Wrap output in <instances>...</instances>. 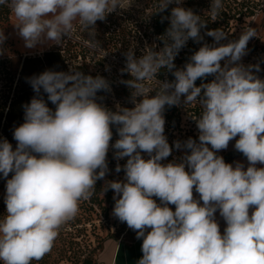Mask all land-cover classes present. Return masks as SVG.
<instances>
[{
	"label": "clouds",
	"instance_id": "obj_1",
	"mask_svg": "<svg viewBox=\"0 0 264 264\" xmlns=\"http://www.w3.org/2000/svg\"><path fill=\"white\" fill-rule=\"evenodd\" d=\"M173 2L181 4L157 0L156 11ZM0 5L11 10L18 35L32 49L71 37L77 20L90 29L121 8L122 0H0ZM223 8V0H212L211 18ZM205 27L206 21L191 9L176 6L160 51L148 49L140 58L131 49L126 53L122 71L131 79L122 82L132 89L131 109L111 111L97 103L99 91H111L101 76L47 70L27 78L36 96L23 106L24 123L13 133L17 145L13 149L0 140V173L6 179L13 173L6 183V215L0 219L2 264H32L52 251L61 227L75 219L81 202L94 195L96 182L109 171L112 125L119 136L111 145L114 158H127L126 182H106L104 191L114 190L113 216L143 239L138 264H264V167H256L264 165V80L253 72L260 70L258 64L238 63L256 29L248 27L226 44H220L227 39L223 29L206 32L219 46L200 47L183 69L172 73L173 82L156 80L161 68H175L174 58L189 39H203ZM6 39L0 30V46ZM209 75L215 77L212 82L196 86L198 78ZM41 89L56 105L54 111ZM182 96L186 105L198 103L202 109L196 118L199 143L192 138L174 142L190 154L165 165L161 161L172 148L164 135L163 113L165 105H178ZM136 97L143 99L137 103ZM237 136L235 149L247 158L246 170L216 154ZM115 170L121 171L119 163ZM217 210L227 225L223 234Z\"/></svg>",
	"mask_w": 264,
	"mask_h": 264
},
{
	"label": "rangeland",
	"instance_id": "obj_2",
	"mask_svg": "<svg viewBox=\"0 0 264 264\" xmlns=\"http://www.w3.org/2000/svg\"><path fill=\"white\" fill-rule=\"evenodd\" d=\"M211 2L212 0H181L180 5L173 2L174 7L181 6L191 9L194 14L206 21V27L200 32L203 39L199 42L189 39L180 51L191 58L204 44L219 46L213 37L206 35V32L211 30L223 29L227 34V39L220 41V44H226L229 41L238 40L241 33L248 27L255 28L257 36L250 38L246 54L238 63L244 66L258 64L260 70L257 72L253 69V72L258 78L264 80V0H223L224 8L215 20L211 18L209 12ZM151 3L150 0H122L121 8L107 14L114 18L112 22H109V25L98 20L90 29H84L77 20L74 22L71 37H63L60 44L48 42L32 49L26 48L23 38L18 35V30L14 27L15 17L11 10L9 9L10 14L7 17L3 12H0V30H3L7 37L3 45L0 46L2 47L0 58L18 60L20 56L41 54L40 52L43 50L52 47H58L61 50L69 48L72 50L70 53L72 57L67 60L70 67L81 64L85 58L93 76H101L109 82L111 91H100L97 103H101L111 111H117V106L134 108L132 89L122 82L125 81V76L128 77V80L131 76L122 70L126 68V53L130 49L136 58H140L148 49L157 52L161 50L155 39L150 41L146 37H141V31L136 22L139 11ZM149 11L150 9L147 13ZM224 63L225 61L222 60V67ZM210 77L211 79H208L206 83L212 82L214 80L212 78H215L213 75ZM155 83L156 81H153L151 86H154ZM7 86V81L0 69V94L7 90ZM182 97L185 99L184 96ZM135 100L137 103L139 102L137 97ZM182 102L185 104L184 101ZM196 105L199 111L195 116L190 115L186 109H182L179 117L170 116L165 121L164 135L172 152L169 157L161 161L162 164L180 163L186 153L190 154V150L176 149L174 142L180 141L183 144L192 138L199 143L200 133L196 118H199L202 109L198 103ZM117 139L119 136L115 129L107 154L109 171L104 179L96 182L94 195L88 201H82L75 219L61 227L52 251L43 259L32 261V264H101L98 257L106 241L124 240L130 242L137 238L134 230L113 216L114 190L104 191L106 182H126L123 166L126 164L127 158L115 159L116 150L111 147ZM209 147L211 146L209 145ZM216 154L222 156L220 152ZM141 155L145 159L149 158L147 153L142 152ZM117 163L121 166L119 173L115 170ZM188 170L186 167V171ZM5 195L6 191L0 189V219L6 215ZM153 199L160 204L159 198L153 197Z\"/></svg>",
	"mask_w": 264,
	"mask_h": 264
},
{
	"label": "trees",
	"instance_id": "obj_3",
	"mask_svg": "<svg viewBox=\"0 0 264 264\" xmlns=\"http://www.w3.org/2000/svg\"><path fill=\"white\" fill-rule=\"evenodd\" d=\"M150 1L152 2L150 4L151 7L150 5H145L144 9L139 11L136 22L141 31V37H146L150 41L155 39L158 47L162 49L164 47V39L162 38L170 27L171 10L174 5L172 3L163 12H158L155 8L157 0ZM148 9H150L149 13H147ZM0 12H3L6 17L10 14V10L6 5H0ZM113 19L112 16L106 15L104 22L109 25V22H112ZM71 52L72 50L69 48L61 50L58 47H52L43 51L41 54L20 56L18 60H14L13 58H0V69L8 85L7 90L0 94V140L6 139L12 144L13 149H15L17 145V142L13 138V133L16 127L24 123L23 106L30 103L31 99L36 96L31 85L27 82V78L39 75L47 70L58 72H70L75 70L94 77L86 64L85 58H83L84 60L81 64H78L75 67H70L68 65L67 60L71 59ZM189 62L190 58H188L184 52L179 51L174 58L175 68L171 71L167 68H161L156 74L157 80L160 82H173L175 77L172 73L175 70L183 69L185 64ZM208 79H211L210 75L205 78H198L195 84L199 87L202 83H206ZM127 80L128 77L125 76V81ZM157 86L158 84L156 82L152 88L155 89ZM100 93V91L97 93V98ZM40 95L45 100L47 106L54 111L56 105L52 104L47 99V94L43 92V89H41ZM154 95L155 91L149 94L150 97ZM137 99L140 102L143 97H137ZM184 100L185 99L181 97V101L178 105H173L171 107L165 105L163 113L165 121H167L170 116L179 117L182 109H186L190 115H196L199 111L198 106H184L185 104L182 102ZM116 127L117 126L115 125L111 126L112 133H114ZM239 156L244 157V155L240 153L232 152L224 154L223 159L226 163H229ZM12 175L13 173H9L7 179H10ZM7 179L3 177L2 173H0V189L4 192L6 191ZM172 206L173 205H170L169 207L171 208Z\"/></svg>",
	"mask_w": 264,
	"mask_h": 264
},
{
	"label": "crops",
	"instance_id": "obj_4",
	"mask_svg": "<svg viewBox=\"0 0 264 264\" xmlns=\"http://www.w3.org/2000/svg\"><path fill=\"white\" fill-rule=\"evenodd\" d=\"M237 139H239V136H237L236 138H234L229 142L227 149L219 151L222 154V157L224 156V154H228L232 152L242 154L241 152L235 149V143ZM236 162L242 163L244 165L245 170L249 166L247 158L245 156L236 157L231 162H229V164L235 166ZM256 167L261 168L264 167V165L258 163ZM193 195L195 199L199 200V194L195 192V189L193 190ZM200 203L202 204L203 202L200 201ZM252 211H254V208L249 209L250 215ZM214 216L217 223L219 224L220 232L221 234H223L224 229L227 226L226 222L223 219V217L220 215L219 210H217ZM142 242H143L142 238L141 239L136 238L131 242H127L124 240H108L105 242L103 249L99 254L98 261L101 264H138L139 259H141L143 256L141 250Z\"/></svg>",
	"mask_w": 264,
	"mask_h": 264
},
{
	"label": "built area",
	"instance_id": "obj_5",
	"mask_svg": "<svg viewBox=\"0 0 264 264\" xmlns=\"http://www.w3.org/2000/svg\"><path fill=\"white\" fill-rule=\"evenodd\" d=\"M171 209L174 211V210H175V205H173V206L171 207Z\"/></svg>",
	"mask_w": 264,
	"mask_h": 264
}]
</instances>
